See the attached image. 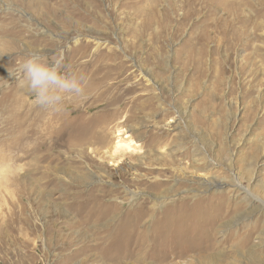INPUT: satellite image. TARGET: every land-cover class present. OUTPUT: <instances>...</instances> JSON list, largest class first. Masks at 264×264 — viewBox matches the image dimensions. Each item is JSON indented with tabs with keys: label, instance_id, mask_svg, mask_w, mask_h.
<instances>
[{
	"label": "rangeland",
	"instance_id": "obj_1",
	"mask_svg": "<svg viewBox=\"0 0 264 264\" xmlns=\"http://www.w3.org/2000/svg\"><path fill=\"white\" fill-rule=\"evenodd\" d=\"M263 43L264 0H0V264H264ZM32 53L85 94L36 104Z\"/></svg>",
	"mask_w": 264,
	"mask_h": 264
},
{
	"label": "clouds",
	"instance_id": "obj_2",
	"mask_svg": "<svg viewBox=\"0 0 264 264\" xmlns=\"http://www.w3.org/2000/svg\"><path fill=\"white\" fill-rule=\"evenodd\" d=\"M62 57L49 65L38 53H32L9 74L17 80L19 89L26 91L42 107L59 111L66 97L85 94L87 78L76 72L61 71Z\"/></svg>",
	"mask_w": 264,
	"mask_h": 264
},
{
	"label": "bare ground",
	"instance_id": "obj_3",
	"mask_svg": "<svg viewBox=\"0 0 264 264\" xmlns=\"http://www.w3.org/2000/svg\"><path fill=\"white\" fill-rule=\"evenodd\" d=\"M255 16V15H254ZM248 17H250V16H248ZM256 19V18H255ZM260 24V26L259 25H257V24H255V27L256 28H260V27H262V23L260 22L259 23ZM254 25V24H253ZM243 29V28H242ZM246 29V28H245ZM252 29V28H251ZM257 30V29H256ZM243 32H245V31H243ZM256 33V32H255ZM256 36V35H255ZM252 38V37H251ZM258 41H260V40H258ZM247 43V42H246ZM249 43V42H248ZM256 45V44H255ZM3 46H5V47H7L8 45H6V44H3ZM5 47H2V48H5ZM10 47V46H9ZM249 48V47H248ZM258 47H255L254 49H253V52H252V57H254V56H256V58H259L260 59V62H264V43L262 44V47L261 48H259V49H257ZM263 52V53H262ZM255 58V57H254ZM195 62V61H194ZM246 63V62H245ZM249 63V62H248ZM244 65V64H243ZM263 67V66H262ZM252 68V67H251ZM259 69V68H258ZM262 69H264V68H262ZM263 73H264V71H263ZM100 76V75H99ZM11 80H13V79H11ZM10 80V81H11ZM12 82V81H11ZM178 84V83H177ZM101 87V86H100ZM92 89V88H91ZM95 89V88H94ZM103 89H105V88H103ZM108 89V88H107ZM112 89V88H111ZM110 90V89H109ZM16 91V90H15ZM10 92H12V89H10L8 92H7V94H6V96H4L5 97V99H7V101H8V107H10L11 109H13V103H15V96H13V94L12 93H10ZM252 92V91H251ZM185 93V92H184ZM4 94H5V92H4ZM16 94V93H15ZM91 94V93H90ZM88 98V97H87ZM103 99V98H102ZM259 99V98H258ZM95 100V99H94ZM92 102V101H91ZM83 104V103H82ZM100 104V103H99ZM100 106V105H99ZM106 107V106H105ZM6 110H8L7 109V107H6ZM107 110V109H106ZM10 111V110H9ZM30 111V110H29ZM85 111V110H84ZM131 111V110H130ZM6 112V111H5ZM9 113V112H8ZM7 113V114H8ZM6 114V113H5ZM22 115V113H16V116L15 117H17L18 116V118H20V117H22L21 116ZM25 116H27L28 118H30V120H31V123L29 124V125H31V126H36L37 124H39V123H42V121H44V120H42L44 117H43V115L42 114H40V113H36V114H34L33 115V111H31V112H29V115H25ZM17 118V119H18ZM16 119V120H17ZM11 120H13V118H11ZM49 122V121H48ZM170 122V121H169ZM37 123V124H36ZM28 125V126H29ZM33 127V128H34ZM124 128H125V126H124ZM129 128V127H128ZM102 129V128H101ZM99 130V129H98ZM106 131V130H105ZM101 133H102V131H100ZM100 133V134H101ZM99 134V133H98ZM120 135H122V134H120ZM35 137V136H34ZM33 137V138H34ZM98 138V137H97ZM132 144H134V140L133 139H131V138H126V139H124V141H122V142H116V143H113V145L111 146V148H110V150H109V155H110V157L111 158H115V157H117V156H119V155H125V153H128V152H130V151H132L131 150V148H132ZM41 145V144H40ZM39 146V145H38ZM181 146V145H180ZM45 147V146H44ZM177 147V146H176ZM176 149V148H175ZM179 149V148H178ZM177 151V150H176ZM160 153V152H159ZM173 153H170L169 152V156L170 155H172ZM160 155V154H159ZM155 156V155H154ZM153 156V157H154ZM163 156H164V154H163ZM163 156H161L162 157V160H163ZM151 157V156H150ZM159 157V156H158ZM160 157V158H161ZM154 159V158H153ZM155 160V159H154ZM157 160V159H156ZM158 160H160L159 158H158ZM143 161V160H142ZM164 161V160H163ZM144 163V162H143ZM160 163V162H159ZM141 164V163H140ZM171 164V163H170ZM135 167V166H134ZM162 168V167H161ZM167 170V169H166ZM205 183V182H204ZM203 183V184H204ZM206 184V183H205ZM204 184V186H206ZM203 186V185H202ZM201 186V187H202ZM163 194V193H162ZM246 194H248V193H246ZM112 220V219H111ZM76 225V224H75ZM62 246V245H61ZM63 248V247H62ZM59 249V248H58ZM73 255H75L74 253H73ZM73 255H71L70 254V257L71 256H73ZM74 257V256H73ZM73 257H72V259H73ZM71 259V258H70Z\"/></svg>",
	"mask_w": 264,
	"mask_h": 264
}]
</instances>
